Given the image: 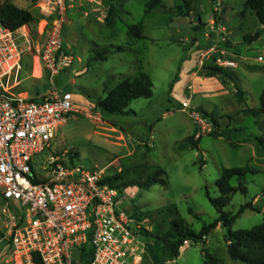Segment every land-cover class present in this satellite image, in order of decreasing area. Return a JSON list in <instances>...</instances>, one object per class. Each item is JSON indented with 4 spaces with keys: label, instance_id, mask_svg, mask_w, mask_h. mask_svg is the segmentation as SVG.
Segmentation results:
<instances>
[{
    "label": "rangeland",
    "instance_id": "1",
    "mask_svg": "<svg viewBox=\"0 0 264 264\" xmlns=\"http://www.w3.org/2000/svg\"><path fill=\"white\" fill-rule=\"evenodd\" d=\"M7 1L33 16L28 27L20 29L21 67L12 71L9 89L20 97L54 91L73 96L76 111L60 127L54 141L58 154H65L73 165L100 170L117 182L146 176L158 167L166 171L168 185L124 188L125 211L151 217L146 231L156 234L160 225L166 226L177 217L196 231L213 222L218 213L206 191L212 197L220 196L216 180L224 167L244 168L248 187L247 194L231 196L226 210L235 214L240 206L251 205L235 220L232 230L251 229L263 222L264 146L258 145L255 136L264 132V120L241 110L260 105L264 62L258 57H264V26L245 7L246 0H192L187 16L179 8L182 0H163L150 13L146 12L147 0H82L85 2L68 17L61 33V57L68 55L69 65L55 75L45 68L40 56L47 39L46 22L52 20L42 12V0ZM111 7L114 24L107 25L106 10ZM139 23L144 38L130 37L128 26ZM257 32L260 36L256 40L245 38ZM213 46L217 51L202 62V51ZM104 50L110 51L108 57L97 58ZM219 56L235 60L236 66H216L213 58ZM183 66L189 70L182 82ZM212 67L222 71L216 76L202 74ZM140 71L151 77L152 97L134 99L124 113L101 112L95 107L94 100L107 95L106 86L113 88L122 77ZM237 88L244 93L242 103L237 100ZM197 107L214 114L217 124L207 122ZM225 115L235 116L228 119ZM225 129L230 130L228 135H213ZM192 135L198 149L187 140ZM46 156L36 160L38 170ZM231 183L236 186L238 179ZM173 205L178 214L168 211ZM162 208L167 212L160 213ZM2 232L0 218V240ZM226 234L220 223L203 241H187L180 255L164 264H244L230 259ZM145 242V251L131 264H161L160 243L152 237ZM0 264L30 263L13 254L2 241Z\"/></svg>",
    "mask_w": 264,
    "mask_h": 264
},
{
    "label": "built area",
    "instance_id": "2",
    "mask_svg": "<svg viewBox=\"0 0 264 264\" xmlns=\"http://www.w3.org/2000/svg\"><path fill=\"white\" fill-rule=\"evenodd\" d=\"M84 2H40L52 18L40 54L52 75L69 65L70 57H61L63 24ZM22 27L12 30L0 19V242L30 264L34 254L44 264H131L145 251L142 231L151 217L127 213L124 193L102 171L73 165L58 154L57 133L76 111L71 93L20 97L9 89L12 71L21 67ZM215 51L216 46L202 51V62ZM258 60L264 62V57ZM213 63L236 66L235 60L220 56ZM45 153L38 170L36 160Z\"/></svg>",
    "mask_w": 264,
    "mask_h": 264
},
{
    "label": "trees",
    "instance_id": "3",
    "mask_svg": "<svg viewBox=\"0 0 264 264\" xmlns=\"http://www.w3.org/2000/svg\"><path fill=\"white\" fill-rule=\"evenodd\" d=\"M183 5L179 6L180 11L184 12L187 16L192 11V0H182ZM163 0H147L146 12L150 13L155 8L161 6ZM245 7L250 8L260 24L264 26V0H246ZM0 19L10 29L17 30L18 28L30 23L33 20L32 13L28 10L22 9L13 3L5 0L0 3ZM106 24H114V9L111 7L108 10L106 16ZM128 35L135 39L144 38L143 26L141 23L128 26ZM260 36L257 32L252 36H246L249 40H256ZM64 49V46H63ZM121 51V50H119ZM109 50L99 52L97 58L105 59L109 55ZM207 71H202L205 76H216L221 69L217 67L206 68ZM221 76H225L222 72ZM107 95L105 97H97L94 100L95 107L101 112L110 113H124L125 109L137 98H150L153 96V83L151 77L140 71L135 76L122 77L116 86L113 88L105 87ZM237 100L239 103L244 101V93L241 89L237 88ZM206 118H208L213 124H217L218 119L214 117V114H209L201 107L196 108ZM241 113L251 116L261 115L264 120V87L260 95V105L258 108H245L241 110ZM238 115V114H237ZM228 119H233V115H225ZM257 122V120H256ZM258 124V123H257ZM260 125V124H259ZM261 128V127H260ZM230 133L229 129H225L220 133H213L214 136H223ZM255 139L259 146H264V132L256 135ZM189 144L193 148L198 149V141L194 140V135L187 137ZM245 169L242 167H224L222 169L220 177L216 180V185L219 189L220 196L212 197L208 191H206L212 205L216 208L218 217L210 224H204L200 231L192 229L182 217L174 218L166 226H159V231L153 234L149 231H142L144 238L152 237L160 243L159 247V262L164 264L168 258L175 259L180 255L181 247L187 241L199 242L209 235L212 230L216 229L220 223H222L227 230V252L231 260L242 262L244 264H264V220L260 225L254 226L251 229H239L232 230V225L235 220L251 205L244 204L240 206L237 213L233 214L226 210V207L231 201V196L236 192L243 194L248 193V187L244 181ZM238 179L236 186L232 185L233 178ZM107 181L112 183L120 192H124V188L138 187L143 189H150L155 184L168 185V175L166 171L160 167L156 168L152 173L144 176L132 177L126 179L124 182H117L116 178H106ZM168 211L178 214V209L175 205L170 206ZM160 213L167 212L166 208H162ZM193 213V210L190 209ZM149 216L147 214H141L138 217ZM203 251H206L203 249ZM206 257L210 258V254L206 252ZM34 264H44L39 255H33ZM86 264V263H85Z\"/></svg>",
    "mask_w": 264,
    "mask_h": 264
},
{
    "label": "crops",
    "instance_id": "4",
    "mask_svg": "<svg viewBox=\"0 0 264 264\" xmlns=\"http://www.w3.org/2000/svg\"><path fill=\"white\" fill-rule=\"evenodd\" d=\"M186 62V61H185ZM188 68H190V66L188 67ZM188 70L189 69H185L184 68V66H183V68H182V77H181V81L183 82V81H185L186 80V77L185 76H187L188 75ZM264 87V86H263ZM263 89V88H262ZM175 90H176V86H175ZM261 92H262V90H261ZM261 95V94H260ZM264 154V153H263ZM262 158H264V155H262Z\"/></svg>",
    "mask_w": 264,
    "mask_h": 264
},
{
    "label": "bare ground",
    "instance_id": "5",
    "mask_svg": "<svg viewBox=\"0 0 264 264\" xmlns=\"http://www.w3.org/2000/svg\"><path fill=\"white\" fill-rule=\"evenodd\" d=\"M139 258V257H138Z\"/></svg>",
    "mask_w": 264,
    "mask_h": 264
},
{
    "label": "water",
    "instance_id": "6",
    "mask_svg": "<svg viewBox=\"0 0 264 264\" xmlns=\"http://www.w3.org/2000/svg\"><path fill=\"white\" fill-rule=\"evenodd\" d=\"M203 245V244H202Z\"/></svg>",
    "mask_w": 264,
    "mask_h": 264
}]
</instances>
